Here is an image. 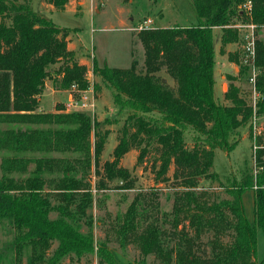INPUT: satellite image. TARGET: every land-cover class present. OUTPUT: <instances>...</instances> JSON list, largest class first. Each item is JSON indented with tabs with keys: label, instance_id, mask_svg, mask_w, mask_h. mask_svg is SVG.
<instances>
[{
	"label": "trees",
	"instance_id": "trees-1",
	"mask_svg": "<svg viewBox=\"0 0 264 264\" xmlns=\"http://www.w3.org/2000/svg\"><path fill=\"white\" fill-rule=\"evenodd\" d=\"M45 1L58 9L68 2ZM191 3L195 23L138 30L144 49L141 67L136 58L126 68L98 66L93 58V71L111 90L113 103L120 111H129L112 150L113 158L103 164L106 178H119L121 188L131 187L130 172L119 162L129 149L138 148L139 162L149 152L156 154L155 181H167L173 164L172 178L181 188L174 192L172 209L164 218L168 229L157 218L142 224L136 219L133 202L119 232L140 249L142 257L131 264H264L257 261L256 232V228L264 232V127L254 135L259 170L252 185H256L252 222L245 216L242 201L251 183L231 181L225 189L228 196L217 200L196 189L198 177L218 178L211 169L214 150L229 152L240 139L239 128L250 123L253 114L251 103L231 82L224 91L228 103L213 95V28H221V50L237 42V21L264 27V0ZM70 31L34 11L30 0H0V123L45 125L0 127V151L11 152L0 157V223L15 230L14 238L0 249V262L10 250L20 255L26 243L32 253L25 264H57L72 253L80 257L95 250L89 218L86 231L80 224L92 196L88 184L74 175L72 164L60 163L63 174L55 180L52 192L44 190L43 173L56 166L53 158H35L34 169L26 177L12 175L27 171L30 159L20 154L27 150L75 151L85 158L92 154L98 162L107 131L94 127L97 123L89 114L66 111L61 103L53 112L37 110L48 78L55 89L88 86L85 64L79 63L67 46ZM252 61L257 69L255 91L264 94V39L254 40ZM162 68L174 79L175 87L157 75ZM98 88L95 83L94 91ZM256 106L258 112L264 111V96ZM52 209L57 216L51 219ZM204 233H210L206 242L201 239ZM52 240L57 241L52 255L43 257V249H48ZM96 253L98 264H123L102 242L96 245ZM149 254L154 256L151 262L146 260Z\"/></svg>",
	"mask_w": 264,
	"mask_h": 264
},
{
	"label": "rangeland",
	"instance_id": "rangeland-1",
	"mask_svg": "<svg viewBox=\"0 0 264 264\" xmlns=\"http://www.w3.org/2000/svg\"><path fill=\"white\" fill-rule=\"evenodd\" d=\"M31 7L40 15L50 18L54 23L62 27H68L71 31L68 40L75 52L79 63L86 66V74L98 84L95 89V109L89 114L101 130L107 131V137L98 162L94 157L85 158L82 153L75 151L51 150L45 153L27 150L20 153L30 159L27 171L12 173L15 177H26L34 169V159L42 155L53 158L55 167L44 170L43 178L47 182L44 190L52 192L54 182L63 174L62 161L74 166V175L77 179L87 183L92 196L91 206L86 209V215L81 216V230L86 231L85 224L89 218V229L94 236L95 250L84 256L72 253L65 256L57 264H98L96 245L102 242L112 252L114 258L123 264H131L139 260L142 255L138 245L124 238L120 232L123 217L131 203L136 206V219L142 224H147L155 218L161 226L168 229L169 224L164 221L172 209L174 192L181 188L176 185L172 178L173 164L167 171V181H155V170L158 165L156 154L149 152L143 161H137L138 148L129 149L120 159L119 165L129 170L133 179L132 186L121 188L122 180L115 178L110 180L103 173V164L112 160V150L120 136V129L128 115V110H119L113 103L112 93L103 83L100 77L93 71V58L98 66L129 67L133 58H136L141 67L144 60V49L138 39V29L135 27L144 19L150 18L153 27H167L171 25H189L196 22L195 10L191 0H68L63 9L49 7L45 0H30ZM249 5V1L246 3ZM248 7V6H247ZM235 27L240 39L237 42L228 43L221 50V28L213 29L214 56V85L213 95L222 103L224 91L231 82L238 86L241 94L251 103L253 114L250 123L239 128L240 139L237 144L226 152L221 148L214 150L213 164L211 169L217 173L218 178L198 177L197 191H206L210 199L227 197L226 187L231 181H245L251 185L242 194L244 213L249 222L253 220V191L252 186L258 172V161L254 149V135H258L264 127V111H257V101L264 94L255 91L251 83V76L257 73L252 63L247 61V53L244 47L250 34L253 39H264V27H250V23L237 21ZM157 75L165 79L171 87H175L174 79L162 68ZM75 92L55 89L52 80L46 79L43 92L39 98L37 110L55 111L57 103L66 107V102L75 96ZM77 97V96H75ZM70 111V110H66ZM79 111V110H76ZM43 127L45 125L35 123L13 124L0 123L1 128L7 127ZM56 126V125H53ZM238 136V137H239ZM237 137V136H236ZM235 137V139H236ZM93 140V135L91 136ZM187 145H190V135H186ZM11 152L0 151V157ZM264 158V155L262 156ZM59 163V165H58ZM58 165V166H57ZM99 184H102L99 187ZM104 186V187H103ZM51 205L56 204L55 198L50 197ZM57 212L49 211V218H55ZM79 221V220H78ZM257 232V261L264 262V232L256 228ZM15 230L6 222L0 223V249L12 240ZM210 233H204L201 239L206 242ZM227 240V237H224ZM57 245L52 240L49 248L43 249L42 256L52 255ZM17 251V250H16ZM32 248L26 243L20 255L10 250L0 264H25L31 255ZM19 256V257H18ZM14 258V260H13ZM20 260V261H18ZM146 260L151 262L154 256L149 254Z\"/></svg>",
	"mask_w": 264,
	"mask_h": 264
},
{
	"label": "built area",
	"instance_id": "built-area-1",
	"mask_svg": "<svg viewBox=\"0 0 264 264\" xmlns=\"http://www.w3.org/2000/svg\"><path fill=\"white\" fill-rule=\"evenodd\" d=\"M248 26L254 27L252 24H249ZM152 20L150 18H146L143 20L142 23L138 24L135 28L138 30L141 29H147V28H152ZM247 53V61L249 63L253 64V57H254V39H253V34H250L249 40L246 41L244 45ZM254 65V64H253ZM87 75V74H86ZM255 75L256 73L253 72V75L251 76L250 80L251 83L254 87V81H255ZM88 86L85 89H77L74 84L71 85V88L69 89V92H75V96H73L71 99H69L66 102V107L65 110H79V111H86L89 113H92L93 110L95 109L96 102L94 99V84L93 81H91L88 76ZM256 188V185L253 186Z\"/></svg>",
	"mask_w": 264,
	"mask_h": 264
},
{
	"label": "crops",
	"instance_id": "crops-1",
	"mask_svg": "<svg viewBox=\"0 0 264 264\" xmlns=\"http://www.w3.org/2000/svg\"><path fill=\"white\" fill-rule=\"evenodd\" d=\"M49 7H52V5L49 4ZM52 8H53V7H52ZM214 28H217V27H214ZM214 28H213V29H214ZM68 38H69V37L67 36V40H68ZM68 45H70L69 40L67 41V46H68ZM68 48H70V49L73 50V48H72L71 46H68Z\"/></svg>",
	"mask_w": 264,
	"mask_h": 264
},
{
	"label": "water",
	"instance_id": "water-1",
	"mask_svg": "<svg viewBox=\"0 0 264 264\" xmlns=\"http://www.w3.org/2000/svg\"><path fill=\"white\" fill-rule=\"evenodd\" d=\"M163 80V82H165V79H162Z\"/></svg>",
	"mask_w": 264,
	"mask_h": 264
}]
</instances>
